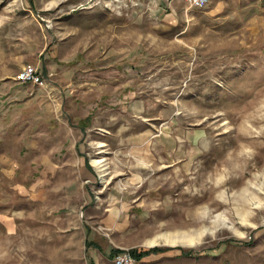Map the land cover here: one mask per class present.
I'll use <instances>...</instances> for the list:
<instances>
[{
    "label": "rangeland",
    "instance_id": "rangeland-1",
    "mask_svg": "<svg viewBox=\"0 0 264 264\" xmlns=\"http://www.w3.org/2000/svg\"><path fill=\"white\" fill-rule=\"evenodd\" d=\"M125 252L264 264V0H0V264Z\"/></svg>",
    "mask_w": 264,
    "mask_h": 264
},
{
    "label": "built area",
    "instance_id": "built-area-1",
    "mask_svg": "<svg viewBox=\"0 0 264 264\" xmlns=\"http://www.w3.org/2000/svg\"><path fill=\"white\" fill-rule=\"evenodd\" d=\"M191 2L193 6H196L198 8H204L206 7L211 0H188ZM19 78L21 81L24 82H30L37 85H43L44 84V78L42 77L41 73L38 71L37 68L33 66L26 67L21 74L19 75ZM115 264H137L136 259L133 257V255L130 252H125L123 254H120L114 258Z\"/></svg>",
    "mask_w": 264,
    "mask_h": 264
},
{
    "label": "bare ground",
    "instance_id": "bare-ground-1",
    "mask_svg": "<svg viewBox=\"0 0 264 264\" xmlns=\"http://www.w3.org/2000/svg\"><path fill=\"white\" fill-rule=\"evenodd\" d=\"M158 138V137H157ZM163 138V136H162ZM150 144V143H149ZM144 148V147H143ZM143 152V151H142ZM105 169V168H104ZM179 237L177 238H171V237H166V241L172 243V244H176L178 241H182L184 243H187L188 244H193V242L195 241L194 238L192 236H189V235H184V236H181V235H178ZM182 237V238H181ZM157 242V240L155 239H152L150 242H149V245H155ZM186 245V244H185Z\"/></svg>",
    "mask_w": 264,
    "mask_h": 264
},
{
    "label": "trees",
    "instance_id": "trees-1",
    "mask_svg": "<svg viewBox=\"0 0 264 264\" xmlns=\"http://www.w3.org/2000/svg\"><path fill=\"white\" fill-rule=\"evenodd\" d=\"M29 83H30V82H29ZM135 255H136L137 257H138V256H139V257H141V255H142V254H141V253H139V255H137V254L135 253Z\"/></svg>",
    "mask_w": 264,
    "mask_h": 264
},
{
    "label": "crops",
    "instance_id": "crops-1",
    "mask_svg": "<svg viewBox=\"0 0 264 264\" xmlns=\"http://www.w3.org/2000/svg\"><path fill=\"white\" fill-rule=\"evenodd\" d=\"M151 246H152V245H151ZM151 246H150V247H151Z\"/></svg>",
    "mask_w": 264,
    "mask_h": 264
}]
</instances>
